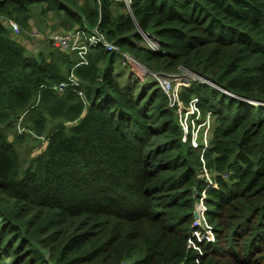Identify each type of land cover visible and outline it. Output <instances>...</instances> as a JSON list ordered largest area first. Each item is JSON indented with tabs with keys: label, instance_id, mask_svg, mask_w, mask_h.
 Instances as JSON below:
<instances>
[{
	"label": "trees",
	"instance_id": "16d2710c",
	"mask_svg": "<svg viewBox=\"0 0 264 264\" xmlns=\"http://www.w3.org/2000/svg\"><path fill=\"white\" fill-rule=\"evenodd\" d=\"M49 14L151 73L194 74L179 101L210 115L208 144L119 53H30L9 24ZM71 73L83 97L53 89ZM21 117L47 138L25 167ZM205 188L216 242L200 264H264V0H133L132 15L110 0H0V264H196L187 239Z\"/></svg>",
	"mask_w": 264,
	"mask_h": 264
},
{
	"label": "built area",
	"instance_id": "2783aa9c",
	"mask_svg": "<svg viewBox=\"0 0 264 264\" xmlns=\"http://www.w3.org/2000/svg\"><path fill=\"white\" fill-rule=\"evenodd\" d=\"M110 1L113 3L115 7L120 6L124 12L132 15L133 0H110ZM98 3H100V0H98ZM9 27L11 28V30H13L15 37L20 35L21 28L18 23L13 21L9 24ZM58 29L59 30L47 31L45 32L44 35H46L49 38L51 45L55 50L77 55L81 60V64H87L86 56L88 52L91 49H97V48L105 49L106 51L111 53H119L123 57L125 62L128 64H132V62H134L133 58L130 55L121 52L120 49L113 42L109 41L103 33H101L96 29L90 30L87 27H84V29L74 28L71 30H64L61 28ZM139 34L142 38V45L147 50L157 51L160 48L161 42L156 35L151 33H146L140 30H139ZM31 35L35 37H43V34L36 29L32 30ZM149 75H151L153 80L166 84V86L163 87V92L169 100V106L177 107L178 112H180V122L183 128H184L182 122L183 116H185V119H188V117L193 116L194 117L192 118L193 122L197 123V125L202 124L200 123L201 113L196 105L197 100H193L190 103L186 112H184L182 102L179 101L180 100L179 94L181 88L189 87L192 81H196V78L192 74L191 76H193V79L185 86H179V82L183 80L181 77L167 75L164 73H150ZM175 78L177 79L176 82L171 81V79H175ZM79 84L80 83L73 76V73H71L67 82H62L57 86H55L53 89L57 93H63L65 89L69 87H73L74 90H76L77 94L83 97V92L80 91V88H78ZM206 118L209 119L210 115H208ZM22 121H23V117H21L16 123L19 134L28 132L29 134H31V136L34 139L40 140L43 144L47 142L46 137L38 136L35 133L28 131L22 125ZM206 122L207 121H204V123ZM194 132H195L194 129H191L190 131L185 130L186 134H191L193 143L197 147L199 137L194 135L193 134ZM204 173L207 172L204 171ZM206 178L211 184L212 182L209 179V175H207ZM206 197H207V189L205 188L197 199L195 205V214L197 215V217H194V221L192 222L191 225V231L187 239V248L189 250L194 251L196 254V258H195L196 264H200L201 257L204 253L202 245L205 243L212 244L215 243L216 241L214 227L208 221L206 216L207 214V206L205 202ZM123 264H128V263H123ZM180 264H184V263H180Z\"/></svg>",
	"mask_w": 264,
	"mask_h": 264
},
{
	"label": "rangeland",
	"instance_id": "374dc122",
	"mask_svg": "<svg viewBox=\"0 0 264 264\" xmlns=\"http://www.w3.org/2000/svg\"><path fill=\"white\" fill-rule=\"evenodd\" d=\"M46 18H49L51 22L49 21V19H46ZM33 21H34L33 26H29L26 30H23V31L21 30L20 35H18L17 37L18 38L21 37L22 41L25 40L27 42L28 46L26 47L28 48L29 52L32 54H36L38 51L45 49V48H53L49 38L46 35H44L45 32L47 31L59 30L57 26L54 24L55 21L53 20L52 15L49 14L47 17H37V18H34ZM33 29H36L40 33H42L43 37L32 36L31 33ZM133 60L134 62H132V64L126 63L127 65L123 64V61L121 64L119 60V64L121 65L122 68L127 69L128 67V69L131 70L136 76H138L142 82H145L149 78H152L151 75H149V73L147 74V76H145V70L143 66L140 63H138L134 58ZM191 74L192 73H189L186 71H180L178 74L173 75V76L181 77L183 80L179 82V86H185L193 79V76L196 78L194 74H192L193 76H191ZM176 80H177L176 78L171 79V81L173 82H176ZM156 82L162 90H163V87L166 86L165 83H160L159 81H156ZM192 118L194 117L190 116L188 117V119H185V116H183L182 122L184 125V129L187 131L194 129L195 132L193 134L199 137L201 140L203 138L205 142L204 144H208L209 137H210L211 130H212V118H209V119L206 118L203 121H207L208 123L203 122L201 125H197V123L193 122ZM200 120L202 121V117H200ZM15 129H16V133L19 134L17 125ZM43 148L44 146L42 145L41 141L34 139L31 136V134L27 135V138L25 139L24 143L20 145L18 148L20 151L21 157L23 159V166L25 167L32 157L37 156L40 152H42L44 150ZM203 175L206 177L208 174L203 173ZM208 185H211L210 182H208Z\"/></svg>",
	"mask_w": 264,
	"mask_h": 264
},
{
	"label": "crops",
	"instance_id": "0c3cea01",
	"mask_svg": "<svg viewBox=\"0 0 264 264\" xmlns=\"http://www.w3.org/2000/svg\"><path fill=\"white\" fill-rule=\"evenodd\" d=\"M33 23H34V21L32 20L30 23H29V26H33ZM22 43L25 45V47L26 46H28L27 45V42L24 40V41H22ZM27 48V47H26Z\"/></svg>",
	"mask_w": 264,
	"mask_h": 264
},
{
	"label": "water",
	"instance_id": "95a60500",
	"mask_svg": "<svg viewBox=\"0 0 264 264\" xmlns=\"http://www.w3.org/2000/svg\"><path fill=\"white\" fill-rule=\"evenodd\" d=\"M144 70H145V76H147L148 73H150L149 70H147L144 66H143ZM205 80V79H204ZM195 216L197 217V215L195 214Z\"/></svg>",
	"mask_w": 264,
	"mask_h": 264
},
{
	"label": "clouds",
	"instance_id": "9594fccd",
	"mask_svg": "<svg viewBox=\"0 0 264 264\" xmlns=\"http://www.w3.org/2000/svg\"><path fill=\"white\" fill-rule=\"evenodd\" d=\"M150 74V73H149ZM202 80H204V79H202ZM155 81V80H154ZM45 137V136H44ZM43 144V143H42ZM45 144H47V142L46 143H44L43 145H45ZM206 216H207V214H206ZM194 217H196L195 216V211H194ZM208 219V218H207ZM192 225V224H191ZM214 227V226H213ZM215 231V230H214ZM215 237H216V235H215ZM216 242V241H215ZM211 244V243H210ZM212 244H214V243H212Z\"/></svg>",
	"mask_w": 264,
	"mask_h": 264
}]
</instances>
